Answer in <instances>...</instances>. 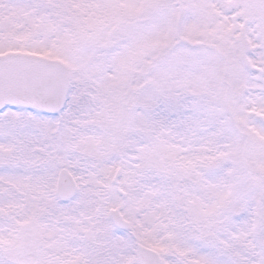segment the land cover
Wrapping results in <instances>:
<instances>
[{"label": "snow or ice", "instance_id": "1", "mask_svg": "<svg viewBox=\"0 0 264 264\" xmlns=\"http://www.w3.org/2000/svg\"><path fill=\"white\" fill-rule=\"evenodd\" d=\"M0 264H264V0H0Z\"/></svg>", "mask_w": 264, "mask_h": 264}]
</instances>
